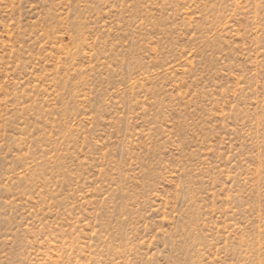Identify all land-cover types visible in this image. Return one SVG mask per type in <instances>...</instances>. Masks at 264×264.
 Returning a JSON list of instances; mask_svg holds the SVG:
<instances>
[{
	"label": "rangeland",
	"instance_id": "1",
	"mask_svg": "<svg viewBox=\"0 0 264 264\" xmlns=\"http://www.w3.org/2000/svg\"><path fill=\"white\" fill-rule=\"evenodd\" d=\"M0 264H264V0H0Z\"/></svg>",
	"mask_w": 264,
	"mask_h": 264
}]
</instances>
